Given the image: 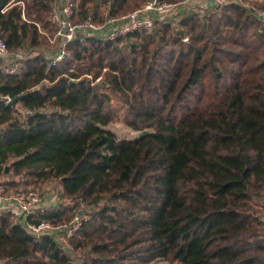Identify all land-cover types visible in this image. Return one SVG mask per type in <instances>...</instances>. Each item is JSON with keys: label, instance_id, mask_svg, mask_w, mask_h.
<instances>
[{"label": "trees", "instance_id": "obj_1", "mask_svg": "<svg viewBox=\"0 0 264 264\" xmlns=\"http://www.w3.org/2000/svg\"><path fill=\"white\" fill-rule=\"evenodd\" d=\"M55 1L0 0V37L12 59L24 55L13 76L0 62V185L59 183L61 201L34 223L92 212L68 248L0 213V264H71L72 254L76 264H264V24L249 10L264 0L76 42L51 68L34 52L56 35ZM148 1L74 0L76 20L102 21L108 5L121 18ZM107 91L136 137L108 129ZM17 106L47 111L23 120Z\"/></svg>", "mask_w": 264, "mask_h": 264}, {"label": "built area", "instance_id": "obj_2", "mask_svg": "<svg viewBox=\"0 0 264 264\" xmlns=\"http://www.w3.org/2000/svg\"><path fill=\"white\" fill-rule=\"evenodd\" d=\"M231 3L232 0H184L179 4L149 0L141 8L121 18L111 16L110 5H108L102 21H97L93 17L77 21L74 0H56L52 6L50 23L56 30L52 42H57L59 49L47 60L51 68L57 67L68 58L69 46L73 43L84 44L89 38L111 42L135 32H151L157 22L173 20L190 8L198 13H205L212 8ZM249 10L252 15L264 23V8L253 6ZM11 57L12 54L6 42L0 37V62L3 63V72L8 76L16 75L19 72L24 59V55L13 59ZM3 100L8 105L12 101L9 97H5ZM16 110L23 120H27L37 112H46L47 108L37 111L17 106ZM60 196V194H56L49 201L34 190L10 193L5 185H0V213L11 215L14 221L22 225L36 242H40L46 235H51L60 245L68 248V241L90 220L91 212L86 210L84 205L80 206L69 224L54 226L48 222L34 223L31 221L32 217L43 214L48 208L57 206Z\"/></svg>", "mask_w": 264, "mask_h": 264}, {"label": "rangeland", "instance_id": "obj_3", "mask_svg": "<svg viewBox=\"0 0 264 264\" xmlns=\"http://www.w3.org/2000/svg\"><path fill=\"white\" fill-rule=\"evenodd\" d=\"M250 7H253V6H250ZM250 7H249V9H250ZM191 9L192 8L189 9V13H191V11H193V12L195 11V10H191ZM200 14H202L203 16L206 15V14L204 15L203 12H200ZM183 16L184 15H182V13H181V15H179L178 19L176 20L177 22L175 24L178 25L179 21L183 18ZM54 37L53 38H49V42H50L49 46L37 49L36 52H34V54H41L44 57H46V59L48 57H51L52 55L56 54V52L59 49V46H58L57 42H52L54 40ZM107 92L110 93L109 91H107ZM111 96L113 98L112 109H113V112H114V119H113L112 124L108 127V129L110 131H112L117 136L118 139H132V138L136 137L138 135V133L133 131L127 125V116L125 115V106L113 94H111ZM6 180H8V179L3 178V179L0 180V183H4ZM28 190L37 191L39 194H41L43 197H45L49 201L53 199L54 195H56V194H60L61 195L60 185L57 182H52L50 184H47V185L43 186L42 188H33V187H28V188L20 187L18 189H10V188H8V191L10 193L17 192V191H28ZM61 197L62 196H60L59 202L61 201ZM84 208L86 210H88L89 212H92V208L89 207V206H86L85 204H84ZM262 215H263L262 219L264 221V210L262 211ZM72 259L75 261V263H73V264H76V262H77L76 255L72 254ZM154 264H175V263H171L169 261H158V262H156Z\"/></svg>", "mask_w": 264, "mask_h": 264}, {"label": "water", "instance_id": "obj_4", "mask_svg": "<svg viewBox=\"0 0 264 264\" xmlns=\"http://www.w3.org/2000/svg\"><path fill=\"white\" fill-rule=\"evenodd\" d=\"M74 83V81L73 82H71V84H73ZM22 100V97H20V98H18V99H15V100H13V101H11L10 103H9V106H15L18 102H20ZM143 133H141L140 135H142ZM8 171V170H7ZM71 264H73V263H71Z\"/></svg>", "mask_w": 264, "mask_h": 264}]
</instances>
